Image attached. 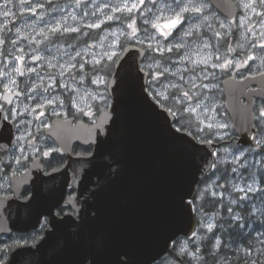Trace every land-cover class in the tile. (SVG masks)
<instances>
[{"label": "rangeland", "instance_id": "obj_1", "mask_svg": "<svg viewBox=\"0 0 264 264\" xmlns=\"http://www.w3.org/2000/svg\"><path fill=\"white\" fill-rule=\"evenodd\" d=\"M235 2L242 14L233 32L229 23L220 18L216 20L205 0H144L143 5L139 0H92L86 5L82 0H0V62L5 63L0 65V80L5 83L0 85V95L2 88L11 91L23 88L27 95L25 100L48 103L52 86L46 85V81L57 76L46 77L47 69L57 67L60 73H69L71 79L72 73L77 72L74 67L82 65L75 62L79 51L69 49L77 47L64 42L60 33L63 27L79 30L81 25L96 27L108 20L113 22L112 33L102 36L95 48L85 53L99 63L104 57L109 59L100 65L95 88L79 87L74 82L63 86L75 91L77 106L91 107L93 100L99 99L103 110L111 101L107 90L109 64L121 57L131 41L145 43L151 51L146 63L151 67L150 87L154 95L177 111L180 126L202 137L223 141L217 151L216 173L201 186L214 198H224L249 210L247 222L243 214L240 215L251 246L233 245L232 249L248 259L253 257L252 261L248 260L249 264H264V199L260 197L261 174L264 173V105L259 111L257 147L238 146L225 101L215 92L221 88L224 75L232 73L243 60L245 74L264 71V0ZM133 3L137 4V9L129 12L127 8ZM174 13L180 14L181 25L165 39L152 25L163 23L160 18L172 17ZM159 56L166 60L156 61ZM37 58L40 59L38 64L34 63ZM20 59L26 66L24 75L18 69ZM75 81L85 84L81 77ZM35 107L36 104L30 106L31 115H37ZM223 174L227 181H224L226 177L222 178ZM220 218L204 213L194 234L174 243L173 255L167 256L161 264H206V251L221 252V239L211 235ZM222 257L220 255L219 260L225 262ZM253 259L258 260L254 263Z\"/></svg>", "mask_w": 264, "mask_h": 264}, {"label": "water", "instance_id": "obj_2", "mask_svg": "<svg viewBox=\"0 0 264 264\" xmlns=\"http://www.w3.org/2000/svg\"><path fill=\"white\" fill-rule=\"evenodd\" d=\"M210 1L235 24L233 0ZM143 58L142 49L126 48L108 85L110 108L81 132L94 146L70 162L84 199L82 220H64L36 249L15 248L5 264H153L173 241L193 234L192 200L213 168L216 144L174 126V116L146 90ZM235 74L223 82L226 110L238 144L257 147L254 107L256 99L264 102V72L243 81ZM5 123L0 110V127Z\"/></svg>", "mask_w": 264, "mask_h": 264}, {"label": "flooded vegetation", "instance_id": "obj_3", "mask_svg": "<svg viewBox=\"0 0 264 264\" xmlns=\"http://www.w3.org/2000/svg\"><path fill=\"white\" fill-rule=\"evenodd\" d=\"M82 1L85 2L82 4L86 5L88 4L86 2L92 0ZM205 1L209 6V12L217 17L216 20L220 18L231 25L227 17L219 13L210 0ZM233 1L238 8L235 24L231 25L234 32L239 24L238 18L242 11L235 0ZM198 12L204 13L201 10ZM113 25L114 23L108 20L102 26L81 25L79 30H67L65 26L63 27L60 33L64 42L67 45L77 47L76 49H69L79 51L75 62L82 65L74 67L77 72L72 73L71 79L68 78L69 73H63V71L60 73L57 67L47 69L46 77L57 76L56 79L51 78L46 81V85L52 86L47 98L48 103H31L25 100L27 95L23 88H19L17 91L1 89L0 110L6 125L0 127V264H5L10 259L15 248L36 249L37 243L45 239L49 233L52 235L54 227L63 224L64 220L70 219L74 222L82 220L79 213L86 210H84V199L80 197L76 186L79 175L76 168H73L75 164L70 165V162L76 158L90 156L93 153L94 146L81 132L84 128L93 126L101 114L109 108L110 103L103 110L99 107V99H94L91 107H79L76 104L75 91L63 85L74 82L79 87L92 86L95 88V80L99 77L98 70L102 68L100 65L106 64L109 59L104 57L102 63H99L92 61L91 55L85 53L89 49L93 50L102 36L112 33L110 28ZM216 26L222 29L218 24ZM162 30L164 31V29ZM92 41L95 42L86 45ZM129 46H135L144 51L141 68L149 75L150 94L156 101L162 103V99L158 95H154L150 87L153 75L151 67L147 66L146 63L151 54L149 47L139 41H131L125 46V49ZM161 58L166 60L164 56H159L156 61H160ZM242 58L244 59L243 56ZM118 60L119 58L109 64L107 78L109 82ZM39 61L40 59L37 58L34 63L38 64ZM242 64L243 68L235 74V69ZM0 65L4 66L5 63L0 62ZM18 69L20 74L24 75L26 70L24 60L20 59ZM245 70L246 64L243 60L238 66H235L232 73L224 75L221 88L215 90L224 101L223 82L226 79L235 74L238 81H243L248 77H254L264 72L245 74ZM80 77L86 85L80 81H75ZM3 81L0 80V85L5 84ZM55 86L58 87L55 88ZM251 89H255V87ZM7 92L14 96L6 95ZM23 102L27 106H22L24 105ZM34 104H36L35 112L37 115H31L30 106ZM263 105V101L255 100L254 113L257 135L259 133V111ZM175 114L179 121L177 111ZM178 123L177 128L180 129ZM188 129L187 132L199 141L207 140L215 143L217 146L215 155L217 157V151L222 146L223 141L215 137H202L196 131ZM236 136V143L240 146L237 133ZM258 137L259 135L257 139ZM89 204L90 202L87 200L86 208ZM91 214L94 216L95 212L92 211ZM171 254L173 255V251L167 256H171ZM167 256L154 264H161ZM176 258L180 259V257Z\"/></svg>", "mask_w": 264, "mask_h": 264}, {"label": "trees", "instance_id": "obj_4", "mask_svg": "<svg viewBox=\"0 0 264 264\" xmlns=\"http://www.w3.org/2000/svg\"><path fill=\"white\" fill-rule=\"evenodd\" d=\"M178 123V121H177ZM179 124V123H178ZM180 125V124H179ZM182 129H186V130H189L187 127H184V126H181ZM264 149V148H263ZM218 165V162L216 163L215 165V168L214 170L207 176V178L197 187L196 189V196L194 198V200L192 201V204H193V208H194V212L196 214V219H197V224H198V227H199V223L201 221V216L204 215V213H211V214H215L216 216L219 215L221 218V220L219 219L218 221V225H217V228L212 232L213 236L215 237H219L222 241V246H221V252H218L216 254H214L213 252H208L206 251L205 252V257L208 258V255H209V259H207L208 263L205 262L206 264H213L214 261L216 264H249L248 262V259L247 257H245L243 254L239 253H235L233 252L232 250V245H236V246H241V245H247V246H251L249 244V239H250V236H249V233H247L248 231L246 230L245 226H243V223H244V219L242 218V216L240 215L243 214L244 218H245V222L248 221L247 217H248V209H244V207L240 206V205H233L231 204V202L229 203L227 200H225L224 198H214L213 196H211L207 191H205L203 188H202V184L204 182H206L211 176L212 174L216 171V167ZM219 166V165H218ZM228 165H226L227 167ZM216 173V172H215ZM223 176H225L224 174L222 175V178ZM225 178V177H224ZM227 180V177L224 179V181ZM261 185H262V193L260 195V197L262 199H264V173L262 172L261 174ZM231 191L229 189H225V191ZM245 211V213H244ZM247 212V213H246ZM247 214V215H245ZM240 216V217H239ZM235 224V225H233ZM227 223V224H225ZM228 223H230L228 225ZM232 224V225H231ZM236 224L238 226H236ZM231 225V226H230ZM221 226L224 228H222L221 230L219 228H221ZM226 226H227V230L228 231H231V232H228L226 230ZM231 227V228H230ZM237 227V229H236ZM234 229V230H233ZM218 231V232H217ZM221 233H220V232ZM218 234H217V233ZM222 232H225V233H222ZM220 233V234H219ZM228 233V234H227ZM215 234V235H214ZM225 234V236H224ZM224 236V237H223ZM227 236V237H226ZM226 237V238H225ZM234 237V238H233ZM239 237V238H238ZM225 238V239H224ZM228 238V239H227ZM228 240V242H227ZM239 242H238V241ZM226 245V246H225ZM228 246V247H227ZM230 246V247H229ZM232 250V251H231ZM223 251H226L223 252ZM231 252L229 253V252ZM223 253L226 254V258H228V261L226 260L225 262L222 261V259L219 260V255L223 256V260H224V255H222ZM229 254V255H228ZM214 258H217V259H213L212 257ZM213 260V261H212ZM212 261V262H211ZM210 262V263H209ZM222 262V263H221ZM227 262V263H226ZM214 263V264H215Z\"/></svg>", "mask_w": 264, "mask_h": 264}, {"label": "snow or ice", "instance_id": "obj_5", "mask_svg": "<svg viewBox=\"0 0 264 264\" xmlns=\"http://www.w3.org/2000/svg\"><path fill=\"white\" fill-rule=\"evenodd\" d=\"M140 4L143 5L144 0H139ZM127 7V6H126ZM137 9V4L133 3L131 7L127 8L129 12ZM184 11H187V9H184ZM7 15V13H5ZM163 23H154L152 26L153 28L157 29L160 32L161 36H164L165 39L168 38L169 35L172 34L173 30H178V26L181 25V19L179 13H174L172 17H162L160 18ZM131 27V25H130ZM161 29H166L167 31H163ZM133 32H135V29L133 28ZM47 155V153H46ZM211 229V226H209Z\"/></svg>", "mask_w": 264, "mask_h": 264}, {"label": "bare ground", "instance_id": "obj_6", "mask_svg": "<svg viewBox=\"0 0 264 264\" xmlns=\"http://www.w3.org/2000/svg\"><path fill=\"white\" fill-rule=\"evenodd\" d=\"M60 28H61V27H60ZM148 34H149V33H148ZM149 35H150V34H149ZM12 52H14V51H12ZM14 53H15V52H14ZM217 98H218V97H217ZM226 169H227L226 171L228 172V168H226ZM229 173H231V172H229ZM226 174H227V173H226ZM224 175H225V174H224ZM231 176H232V175H231ZM224 177H226V175L223 176V178H224ZM228 177H229V176H228ZM232 177H233V176H232ZM229 178H230V177H229ZM227 179H228V178H227ZM226 181H227V180H226ZM230 185H231V184H229V186H230ZM263 203H264V202H263ZM243 205H244V204H243ZM246 206H247V205H246ZM249 206H250V205H249ZM249 206H248V207H249ZM244 209H245V208H244ZM244 213H245V211H244ZM246 213H247V212H246ZM240 214H241V213H240ZM241 215H242V214H241ZM245 215H247V214H245ZM243 216H244V215H243ZM231 223H232V222H231ZM233 223H234V222H233ZM233 223H232V224H233ZM225 224H227V223H225ZM229 224H230V223H228V225H229ZM232 224H231V225H232ZM231 225H230V226H231ZM233 225H235V224H233ZM236 226H238V225L236 224ZM222 228H223V227L221 226V228H219V229L221 230ZM228 228H229V227H228ZM228 228H227V226H226V230H227ZM230 228H231V227H230ZM223 229H224V228H223ZM236 229H237V227H236ZM233 230H234V229H233ZM227 231H228V230H227ZM217 232H218V231H217ZM217 232H216V233H217ZM219 232H220V231H219ZM228 232H231V231H228ZM220 233H221V232H220ZM220 233H219V234H220ZM222 233H225V232H222ZM217 234H218V233H217ZM227 234H228V233H227ZM211 235H213V234H211ZM214 235H215V234H214ZM224 236H225V234H224ZM224 236H223V237H224ZM249 236H250V235H249ZM226 237H227V236H226ZM226 237H225V238H226ZM225 238H224V239H225ZM233 238H234V237H233ZM238 238H239V237H238ZM227 239H228V238H227ZM237 241H238V240H237ZM227 242H228V240H227ZM238 242H239V241H238ZM256 245H257V244H256ZM225 246H226V245H225ZM232 246H233V245H232ZM232 246H231V247H232ZM244 246H245V245H244ZM227 247H228V246H227ZM229 247H230V246H229ZM247 247H248V246H247ZM254 247H255V246H254ZM256 248H258V247H256ZM235 249H236V248H235ZM252 249H253V246H252ZM232 250H234V249H232ZM232 250H231V251H232ZM231 251H230V252H231ZM234 251H235V250H234ZM234 251H233V252H234ZM237 251H239V250L237 249ZM254 251H255V250H254ZM254 251H253V252H254ZM223 252H225V251H223ZM228 252H229V251H228ZM230 252H229V253H230ZM231 254H232V252H231ZM254 254H256V253L254 252ZM222 255H224V254H222ZM228 255H229V254H228ZM252 256H253V255H252ZM211 257H212V255H211ZM218 257H220V255H219ZM206 258H207V257H206ZM209 258H210V257H209V255H208V258H207V259H209ZM212 258H213V257H212ZM214 258H215V256H214ZM214 258H213V259H214ZM224 258H226V257H224ZM252 258H253V257H251V259H252ZM207 259H206V262L208 263V261H209L210 259H209L208 261H207ZM215 259H217V258H215ZM247 259H248V258H247ZM251 259H250V257H249L248 260H251ZM226 260L228 261V258L225 259V261H226ZM253 260H254V259H253ZM255 260H256V259H255ZM255 260H254V263H255ZM257 260H258V259H257ZM257 260H256V261H257ZM212 261H213V260H212ZM212 261H211V262H212ZM251 261H252V260H251ZM209 263H210V262H209ZM214 263H215V261H214ZM214 263H213V264H214ZM221 263H222V262H221ZM226 263H227V262H226ZM215 264H216V263H215ZM223 264H224V263H223ZM257 264H258V262H257Z\"/></svg>", "mask_w": 264, "mask_h": 264}]
</instances>
